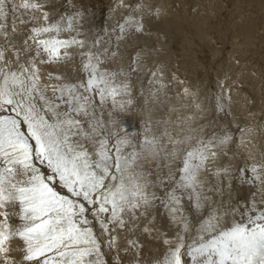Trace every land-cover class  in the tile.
Here are the masks:
<instances>
[{
	"label": "snow or ice",
	"instance_id": "1",
	"mask_svg": "<svg viewBox=\"0 0 264 264\" xmlns=\"http://www.w3.org/2000/svg\"><path fill=\"white\" fill-rule=\"evenodd\" d=\"M117 7V41L159 15ZM87 13L82 0H0V264H264V158L234 163L231 129L146 112L138 58L117 66L118 47L88 40Z\"/></svg>",
	"mask_w": 264,
	"mask_h": 264
},
{
	"label": "rangeland",
	"instance_id": "2",
	"mask_svg": "<svg viewBox=\"0 0 264 264\" xmlns=\"http://www.w3.org/2000/svg\"><path fill=\"white\" fill-rule=\"evenodd\" d=\"M117 2L87 0L86 3V0H82L83 6L88 9L84 31L89 41L99 38L102 42L110 41L113 49L119 48L116 26L123 19L116 20L113 14L118 13L124 18L129 14V9H114L117 8ZM135 2L125 0V4ZM144 3L151 6V11L165 5L168 9L161 14L162 17H177L175 21L181 23V27L178 28V23L166 26L160 22L161 27L167 30L160 35L157 31L160 27L156 24L157 15H146L143 31L129 33L131 38L138 41L136 47L128 50L131 61L138 58V68L145 67L147 56H138L136 53L143 51L145 40H152V52L157 53L156 58L160 52L165 56L157 70L164 71L166 79L171 82L167 86L172 92L167 93L172 94V97L177 93L180 100H188V110L195 109L197 104L206 105L208 109L201 110L200 114L209 128L232 130L235 139L226 148L229 157L235 152L252 151L264 158V147H253L254 138L249 134L252 132L255 136L254 130L259 128L264 140L263 105L256 113L258 103L264 102V0H144ZM145 11H149V8L146 7ZM122 54L123 51L119 50L118 56ZM151 67L153 69L154 66ZM45 71L75 74V71L70 72L68 65L52 66ZM138 71L132 73L135 77L134 90L146 94V90L136 80ZM185 88L189 90L187 96L183 93ZM170 106H174L171 98L164 104L162 115ZM188 110L173 117L172 120L177 121V129L178 118L190 116ZM160 117L157 115L155 119ZM240 129L245 130L246 134ZM221 162H226V159ZM155 246L156 242L148 239L144 249L146 257L156 251Z\"/></svg>",
	"mask_w": 264,
	"mask_h": 264
},
{
	"label": "bare ground",
	"instance_id": "3",
	"mask_svg": "<svg viewBox=\"0 0 264 264\" xmlns=\"http://www.w3.org/2000/svg\"><path fill=\"white\" fill-rule=\"evenodd\" d=\"M86 3H87V0H86ZM182 8H184V7H182ZM114 9H120V8L117 7V8H114ZM167 9L168 8L165 5H160L159 6V8H158L159 15L156 16V19H157L156 20V24H157V26L161 27L160 22L166 24V26H168L169 24H172V23L173 24L174 23H176V24L178 23L177 26L179 25L178 28H180L181 27V23H179L178 21L177 22L175 21L177 17H170V18L162 17L161 14L166 13ZM119 11H120V13L122 12L121 10H119ZM121 14H122V16H124L123 13H121ZM113 17L116 20H118L119 18L123 19V17L119 16L118 13L113 14ZM218 23H221V22H218ZM20 27H21V29H23L24 26L21 25ZM160 27L157 28V31L159 32V34L160 33L162 34L164 31H167V30L162 28L163 26L161 28ZM173 37L174 36H172V38ZM117 42H118L119 50L123 51V54H122L121 57L120 56L117 57L116 64H117V66H123L125 68V70L127 71V65H128L129 62H131V59L129 57L130 51L128 52V50H131L132 48L136 47V44L138 43V41L134 40L133 38H131L130 35L128 34V35H126L125 39L117 41ZM108 43L111 46V42L108 41ZM143 45H144L143 51L141 53H136V54L138 56H140L141 54L144 57L147 56V63H146L145 67H143V66L139 67L140 69H139L138 73L135 74V75H136V80L141 83L142 89L146 90V94H144L143 96L140 97V93L137 92L136 90H134L135 77L132 76V73H131V75L129 77L131 82H132V85H133V91L137 95L138 99L141 101L140 104L143 105L145 110H146V112H150L151 115L154 118H156L157 115H161L162 117H160L159 119H161V118H163V119H173V117L175 115L185 113V111L188 110L189 101L188 100H185V101L184 100H180L178 95H177V93L176 94L173 93L174 97H172V94L171 95L168 94L167 92H170V91L172 92L171 88L167 86V85H170L171 82L170 81L168 82V80L166 79V75H165L164 71H158L157 70V67L161 66V63H163V59H165L164 54L160 52L161 56L158 55V58H156V54L157 53L155 54L154 51L152 52V49H153L152 48V40H145L143 42ZM134 57H135V55H134ZM150 62H152L151 66L152 65L154 66L153 69L149 65ZM155 63H156V65H154ZM68 66L70 68V72L75 71L74 67L71 64H69ZM154 72L158 73L159 75H156V77H153L152 73H154ZM150 80H152V81L158 80V81H160V83L149 84ZM166 82H168V84H165ZM161 84L163 85V87H161ZM156 89H160L159 92L157 93L159 99H158V101L156 103H151L148 100L150 91H155ZM169 98L172 99V101L174 103V106H170L171 108L162 115L161 110H162L164 104L168 101ZM190 99H191V97H190ZM262 105L264 107V102L260 101L258 103V107L256 108V113L257 114L259 113V109L258 108H262ZM215 107H216V105H215ZM207 109H208V107L202 103L200 105L199 109H197V107H196L195 109L188 110L190 112V116L194 117V119L190 122L193 128H197L200 125H204L203 131H206L209 128V125L204 122V120H205L204 116L201 117V114H200L201 110L206 111ZM136 119L137 118L134 117V118L129 119V121H128V126L133 131H135V128H136ZM254 133H255V136H254V134L252 132H249V134L251 136H253V138H254L253 139V147H255V148L264 147V140L262 139V135L259 132V128L255 129ZM234 139H235V137H234ZM249 156H254L257 159L261 158L260 156L255 155L252 151H249L247 153L246 152H235V153H233L231 158L233 159L234 163H238V162L242 161L243 159H245L246 157H249ZM223 159L224 158H222V160ZM226 162H224V163H226ZM149 240H152V239L149 238ZM155 249H156V246H155Z\"/></svg>",
	"mask_w": 264,
	"mask_h": 264
}]
</instances>
